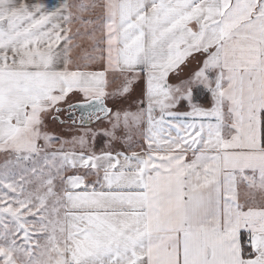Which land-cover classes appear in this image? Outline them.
<instances>
[{
	"label": "snow or ice",
	"instance_id": "obj_1",
	"mask_svg": "<svg viewBox=\"0 0 264 264\" xmlns=\"http://www.w3.org/2000/svg\"><path fill=\"white\" fill-rule=\"evenodd\" d=\"M0 264H264V0H0Z\"/></svg>",
	"mask_w": 264,
	"mask_h": 264
},
{
	"label": "rangeland",
	"instance_id": "obj_2",
	"mask_svg": "<svg viewBox=\"0 0 264 264\" xmlns=\"http://www.w3.org/2000/svg\"><path fill=\"white\" fill-rule=\"evenodd\" d=\"M119 86V85H118ZM114 88V87H113ZM136 96H134L133 98H129V100H127L124 104L125 108H129V106L131 105V109L130 110H135V100L137 98V93L135 94ZM97 126L96 123L92 124V127L95 128ZM106 122H105V125ZM71 128V130H69ZM81 129V126H73L70 125V123H66L65 125H52L51 131L53 132V134L55 136H59L61 139H65V140H69L71 141L72 137L74 135L79 134V131ZM142 142V141H141ZM89 145L91 147V150L94 151L97 155L101 154L102 150H108V145H107V138L106 137H97L95 142H92L91 139H89ZM59 147V145H57ZM66 149L68 150H73L76 151L77 153L80 152V149L78 146L73 147V145L68 144L65 146ZM112 148H114L115 152H120V151H126L127 150V146L121 142H116L114 143L112 146ZM135 150H139L135 144L133 145Z\"/></svg>",
	"mask_w": 264,
	"mask_h": 264
},
{
	"label": "crops",
	"instance_id": "obj_3",
	"mask_svg": "<svg viewBox=\"0 0 264 264\" xmlns=\"http://www.w3.org/2000/svg\"><path fill=\"white\" fill-rule=\"evenodd\" d=\"M63 2V0H45V3L48 5V6H50V7H52V8H55V7H57L60 3H62ZM113 87L115 88V87H118V83H116V84H113ZM136 93H133V94H131V98H133L134 96H136L135 95ZM103 175V173L101 172V176ZM92 179H95V177L93 176L92 177Z\"/></svg>",
	"mask_w": 264,
	"mask_h": 264
},
{
	"label": "flooded vegetation",
	"instance_id": "obj_4",
	"mask_svg": "<svg viewBox=\"0 0 264 264\" xmlns=\"http://www.w3.org/2000/svg\"><path fill=\"white\" fill-rule=\"evenodd\" d=\"M68 116H69V113L68 112H64V113L61 114V119L65 120L66 123H70V125H72L71 121L68 120ZM75 118L77 119V124L74 125V126H78V127L81 126L80 123H79V118H78L77 115L75 116Z\"/></svg>",
	"mask_w": 264,
	"mask_h": 264
},
{
	"label": "water",
	"instance_id": "obj_5",
	"mask_svg": "<svg viewBox=\"0 0 264 264\" xmlns=\"http://www.w3.org/2000/svg\"><path fill=\"white\" fill-rule=\"evenodd\" d=\"M76 115H77V116H78V118H79V113H78V112L75 114V116H76Z\"/></svg>",
	"mask_w": 264,
	"mask_h": 264
}]
</instances>
